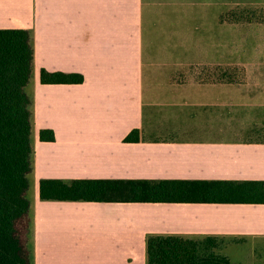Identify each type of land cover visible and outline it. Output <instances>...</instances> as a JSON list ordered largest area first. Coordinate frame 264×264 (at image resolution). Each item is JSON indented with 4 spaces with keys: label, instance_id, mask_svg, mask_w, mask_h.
<instances>
[{
    "label": "crops",
    "instance_id": "obj_1",
    "mask_svg": "<svg viewBox=\"0 0 264 264\" xmlns=\"http://www.w3.org/2000/svg\"><path fill=\"white\" fill-rule=\"evenodd\" d=\"M237 8L261 18L229 19ZM3 29L34 37L33 264H147L153 234L222 237L224 254L242 251L233 264H264V204L40 197L43 179L264 181L251 137L264 128V0H0ZM192 66L252 73L221 89ZM42 69L84 81L43 83Z\"/></svg>",
    "mask_w": 264,
    "mask_h": 264
},
{
    "label": "trees",
    "instance_id": "obj_2",
    "mask_svg": "<svg viewBox=\"0 0 264 264\" xmlns=\"http://www.w3.org/2000/svg\"><path fill=\"white\" fill-rule=\"evenodd\" d=\"M34 64L33 33L27 29L0 30V264H33L29 191L35 121L29 86ZM41 81L82 83L84 77L42 69ZM40 138L54 141L55 132L43 129ZM125 140L139 141V129ZM40 197L57 201L264 204V181L43 179ZM225 245V239L218 236L153 234L147 239V264H233L223 253Z\"/></svg>",
    "mask_w": 264,
    "mask_h": 264
},
{
    "label": "rangeland",
    "instance_id": "obj_3",
    "mask_svg": "<svg viewBox=\"0 0 264 264\" xmlns=\"http://www.w3.org/2000/svg\"><path fill=\"white\" fill-rule=\"evenodd\" d=\"M229 19L236 20L237 22H243L248 19L250 20H259L261 18V14L258 11H246L242 9H235L230 13L228 16ZM245 66H214V67H207V66H192L191 71L188 73L189 78H199L203 77L204 79H207L206 82H209L210 80H213L214 82H219L221 84V89L225 86L224 84H229L233 82L237 87H243V83L245 82V78L248 79V74L252 73V71H247V69L251 68L252 66L245 67ZM257 69L254 71V73H259L258 69L259 67H256ZM246 69V71H245ZM203 74V75H202ZM231 81V82H230ZM212 82V81H210ZM259 82H251L252 89L258 85ZM238 113H233L230 115L231 118L229 120H220L221 123H240L244 119L243 114H239L240 111H237ZM234 119V120H233ZM255 132L253 131V134L251 137L255 140H264V128L256 127ZM229 252L231 255H229L230 258L234 257L236 258L242 251L230 249ZM232 256V257H231Z\"/></svg>",
    "mask_w": 264,
    "mask_h": 264
}]
</instances>
